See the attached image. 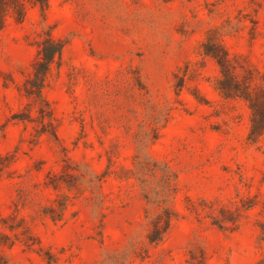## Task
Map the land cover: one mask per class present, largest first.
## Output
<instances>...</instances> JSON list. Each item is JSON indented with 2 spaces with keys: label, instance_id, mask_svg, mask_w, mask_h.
I'll use <instances>...</instances> for the list:
<instances>
[{
  "label": "rangeland",
  "instance_id": "1",
  "mask_svg": "<svg viewBox=\"0 0 264 264\" xmlns=\"http://www.w3.org/2000/svg\"><path fill=\"white\" fill-rule=\"evenodd\" d=\"M46 30L64 47L41 101L24 83ZM209 31L238 65L264 71V0H47L44 11L27 4L21 21L7 16L0 234L15 241L0 244V264L256 263L264 135L250 142L247 104L215 88L218 66L200 54ZM155 168L156 178L176 176L167 201L175 217L151 245L158 207L146 203L138 176L151 191ZM221 207L241 211L237 229L210 224L202 211Z\"/></svg>",
  "mask_w": 264,
  "mask_h": 264
},
{
  "label": "trees",
  "instance_id": "2",
  "mask_svg": "<svg viewBox=\"0 0 264 264\" xmlns=\"http://www.w3.org/2000/svg\"><path fill=\"white\" fill-rule=\"evenodd\" d=\"M27 4L31 6L39 4L44 11L47 0H0V30L5 26L7 16L10 13L14 14L17 21H21L25 16ZM63 47V41L55 39L50 30L44 32L42 39L37 42V55L31 67V75L24 83V89L28 96L35 95L44 101L43 89L47 76L52 64L60 58ZM200 54L212 58L218 66V75L214 80V85L220 97L224 100L239 99L247 104L250 110L247 139L250 142H256L264 135V71L238 65L218 41L215 34L210 31L200 44ZM185 79L184 75L178 77L177 86L179 89L184 86ZM199 101H203L200 96ZM151 161L154 167L161 165L166 172L170 170L166 162ZM156 171V168L150 171L153 178L157 176ZM175 178V174L165 173L160 178H156L155 188L148 191L146 185L150 184V180L143 172H140L138 176L144 189L146 203L158 207V211L149 220V229L146 235L147 241L151 245H156L164 239L175 217L174 211L167 205L168 199L172 198L175 193ZM201 203L205 206L207 203L213 204L214 202L201 200ZM202 211L204 216L210 220V224L230 231L238 228L243 215L238 209L235 212H227L223 207L218 210V215L213 213L212 209L208 211L203 208ZM226 213L230 216H227ZM53 219L55 220V218ZM8 227L11 231H17L15 235L23 229L19 223ZM259 229V242L264 244V222L259 224ZM14 241L15 239L11 238L10 235L0 234V244L12 245ZM255 264H264V254L257 259Z\"/></svg>",
  "mask_w": 264,
  "mask_h": 264
}]
</instances>
